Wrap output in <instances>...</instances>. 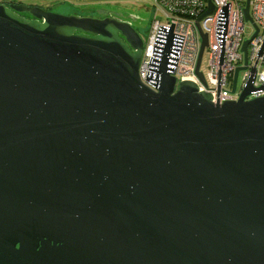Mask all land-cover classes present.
Instances as JSON below:
<instances>
[{
    "label": "water",
    "instance_id": "1",
    "mask_svg": "<svg viewBox=\"0 0 264 264\" xmlns=\"http://www.w3.org/2000/svg\"><path fill=\"white\" fill-rule=\"evenodd\" d=\"M102 14L0 3V264H264L255 68L214 103L168 73L169 42L150 88L142 37Z\"/></svg>",
    "mask_w": 264,
    "mask_h": 264
},
{
    "label": "built area",
    "instance_id": "2",
    "mask_svg": "<svg viewBox=\"0 0 264 264\" xmlns=\"http://www.w3.org/2000/svg\"><path fill=\"white\" fill-rule=\"evenodd\" d=\"M149 1L154 16L144 39L138 69L140 79L147 86L154 88L158 62L170 42L167 70L175 77L176 83L184 80L195 82L199 90L211 94L214 103H222L238 99L252 68H255L252 90L246 99L264 96V0H249V13L257 33L249 37L246 63L241 51L243 41L248 39L244 38L247 21L243 9L246 0H210V14H206L208 0ZM197 24L207 37V46L203 49L199 66L205 85L195 73L202 42ZM244 65L240 84L238 73L232 92L234 71Z\"/></svg>",
    "mask_w": 264,
    "mask_h": 264
},
{
    "label": "rangeland",
    "instance_id": "3",
    "mask_svg": "<svg viewBox=\"0 0 264 264\" xmlns=\"http://www.w3.org/2000/svg\"><path fill=\"white\" fill-rule=\"evenodd\" d=\"M24 2V4H37L39 6L44 7L46 3L54 2V0H21ZM48 1V2H47ZM93 5H88L84 4V2H81L79 4V1L76 2L79 4L80 9H73V8H67V7H62L63 4L60 5H53L51 6H45L47 9H52L51 11L62 13V14H77V15H82L85 14V12H88V9L91 7H96V6H102L105 7V9L110 10L113 12L114 16L119 19H126L129 20L130 23L135 27L136 31L140 34V36L145 39L149 26H150V21L154 16V11L152 8V5L149 0H91ZM61 8H60V7ZM71 7H74L75 5H71ZM75 8V7H74ZM82 8V9H81ZM254 27L251 25L250 22H246L245 24V37L248 38L253 36L255 32L252 31ZM253 32V33H251ZM243 72H239L238 76V81L240 84V79L242 76Z\"/></svg>",
    "mask_w": 264,
    "mask_h": 264
},
{
    "label": "crops",
    "instance_id": "4",
    "mask_svg": "<svg viewBox=\"0 0 264 264\" xmlns=\"http://www.w3.org/2000/svg\"><path fill=\"white\" fill-rule=\"evenodd\" d=\"M49 1V0H48ZM47 1V2H48ZM79 1V4L81 3V2H84V4L83 5H85V4H87V6L88 5H93V4H90V3H92V1L91 0H54V2H50V3H46L45 4V6H50V8H51V6H53V5H60V4H63V6L62 7H67V8H73V9H80V7H78V6H80L79 4H77L76 2H78ZM0 3H4V4H8V3H24L23 1H21V0H0ZM70 4L72 5H75L74 7H71L70 6ZM44 6V7H45ZM60 7V6H59ZM96 7H98V6H96ZM61 8V7H60ZM82 9V8H81Z\"/></svg>",
    "mask_w": 264,
    "mask_h": 264
},
{
    "label": "flooded vegetation",
    "instance_id": "5",
    "mask_svg": "<svg viewBox=\"0 0 264 264\" xmlns=\"http://www.w3.org/2000/svg\"><path fill=\"white\" fill-rule=\"evenodd\" d=\"M49 10H52V9L49 8ZM88 11H89V13L88 12H85V14H82V15H88V16H94V17H104L105 14H102L101 15V13H104V11H107V9H105V7H102V6H98V7H91L90 9H88ZM21 15H23L26 18H30L31 17L28 13H21ZM126 21H129V20H126ZM143 42H144V39H143Z\"/></svg>",
    "mask_w": 264,
    "mask_h": 264
}]
</instances>
